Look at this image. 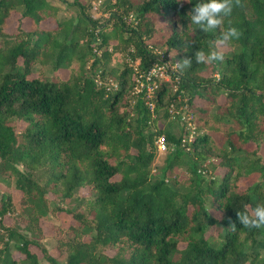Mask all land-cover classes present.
I'll list each match as a JSON object with an SVG mask.
<instances>
[{
  "label": "trees",
  "instance_id": "1",
  "mask_svg": "<svg viewBox=\"0 0 264 264\" xmlns=\"http://www.w3.org/2000/svg\"><path fill=\"white\" fill-rule=\"evenodd\" d=\"M60 1L0 0V264H264V228L236 216L264 203V0L225 18L242 36L224 62L177 69L195 116L189 150L172 85L153 112L133 104L127 57L146 68L149 44L174 61L207 52L220 31L191 24L200 0H104L108 22L88 0ZM15 13L29 27L9 31ZM162 133L176 147L154 164ZM61 212L55 255L41 220Z\"/></svg>",
  "mask_w": 264,
  "mask_h": 264
},
{
  "label": "built area",
  "instance_id": "2",
  "mask_svg": "<svg viewBox=\"0 0 264 264\" xmlns=\"http://www.w3.org/2000/svg\"><path fill=\"white\" fill-rule=\"evenodd\" d=\"M104 0H91V6L94 18L108 22L107 13L101 8ZM133 15H130L132 18ZM149 48L154 54L152 63L146 68H139L131 57H127L128 63L133 67L134 85L132 88V103L142 99L145 106L154 111L158 92L165 84L172 85L173 97L168 105L170 114L174 117H179L186 126V136L181 141V146L187 150L190 147L187 145L194 139L196 134L195 116L190 108L189 99L180 89V75L177 73L175 62L170 53L158 48L153 44H149ZM110 86L114 89H119L120 85L110 79ZM157 153L170 152L175 149V143L168 142L165 134H159L155 139ZM155 171V169H154Z\"/></svg>",
  "mask_w": 264,
  "mask_h": 264
},
{
  "label": "clouds",
  "instance_id": "3",
  "mask_svg": "<svg viewBox=\"0 0 264 264\" xmlns=\"http://www.w3.org/2000/svg\"><path fill=\"white\" fill-rule=\"evenodd\" d=\"M190 2V0H189ZM182 3V0H177ZM245 7L244 0H200L199 3L188 14L191 24L198 25L204 32L209 33L213 30H219L220 36L214 41H210L209 49L206 52L203 49H197L194 52V58L186 56L175 62L179 74H183L186 69L192 67L193 60L197 64H212L215 62H224L226 59V49L233 40H238L242 32L238 27L229 26L225 28V18L230 17L235 8ZM193 39L184 44V47L195 46ZM236 216L243 229L253 230L264 228V203L257 204L254 208L244 206L243 211H237ZM229 230L235 232L237 224L230 219Z\"/></svg>",
  "mask_w": 264,
  "mask_h": 264
},
{
  "label": "rangeland",
  "instance_id": "4",
  "mask_svg": "<svg viewBox=\"0 0 264 264\" xmlns=\"http://www.w3.org/2000/svg\"><path fill=\"white\" fill-rule=\"evenodd\" d=\"M89 2H91V0H88ZM53 2L57 5H59L62 9L66 8V5H64V3H62L60 0H53ZM136 2V1H135ZM71 9L69 10L70 14L75 16L78 12V8L76 6H69ZM54 21L51 20L50 22L47 23L48 26H50L51 24H53ZM23 26V27H29V23L27 21V19L23 18L19 13H15L10 19H9V31L14 32L16 31L18 26ZM119 57V56H118ZM112 58L111 59V65H113L116 70L122 68V60L119 58ZM61 74H66L67 71L66 70H60L59 71ZM116 82V81H115ZM173 125L175 127H179V125L177 123L173 122ZM262 155L264 156V150L261 151ZM167 154V152H163L160 153L156 156L155 162L154 164H161L162 163V159L165 157V155ZM257 178V176H252L248 179H245L244 181H242V185L246 186L250 183H252L253 181H255ZM10 187V186H9ZM6 190H8L7 186L5 185V183H3V181L0 182V195L3 192H6ZM81 192H86V189L83 188L81 190ZM15 218H13L12 215H7L5 217V223L6 224H12ZM69 216L65 213V212H61L60 214H58L57 216L51 215L50 218L49 217H44L41 220V224L42 227L44 229L45 232V243L48 245L50 251L52 254H57V249H56V239L53 236V223L54 222H60L63 223L64 225H67L69 223ZM2 229V228H1ZM15 256L20 257L19 253L15 252ZM40 259L41 261L45 262L44 258L40 255Z\"/></svg>",
  "mask_w": 264,
  "mask_h": 264
}]
</instances>
